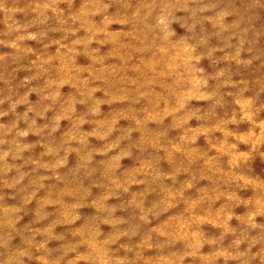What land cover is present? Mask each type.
Returning <instances> with one entry per match:
<instances>
[{"label":"clouds","instance_id":"clouds-1","mask_svg":"<svg viewBox=\"0 0 264 264\" xmlns=\"http://www.w3.org/2000/svg\"><path fill=\"white\" fill-rule=\"evenodd\" d=\"M0 264H264V0H0Z\"/></svg>","mask_w":264,"mask_h":264},{"label":"rangeland","instance_id":"rangeland-1","mask_svg":"<svg viewBox=\"0 0 264 264\" xmlns=\"http://www.w3.org/2000/svg\"><path fill=\"white\" fill-rule=\"evenodd\" d=\"M53 50H54V48H53ZM20 73H22V74H20ZM26 75V73L25 72H19V73H17V78L18 79H22L24 76ZM66 90V89H65ZM30 98H32V99H35V96L33 95V96H31ZM198 103H203V101H199ZM62 123H66V122H62ZM258 163V162H257ZM136 186L134 185L133 186V188H135ZM176 227H177V230H178V232L180 233V234H184L185 233V228H184V224H183V222H182V220L181 219H177L176 220ZM193 239H195V237H193Z\"/></svg>","mask_w":264,"mask_h":264},{"label":"bare ground","instance_id":"bare-ground-1","mask_svg":"<svg viewBox=\"0 0 264 264\" xmlns=\"http://www.w3.org/2000/svg\"><path fill=\"white\" fill-rule=\"evenodd\" d=\"M20 74H22V73H20Z\"/></svg>","mask_w":264,"mask_h":264}]
</instances>
